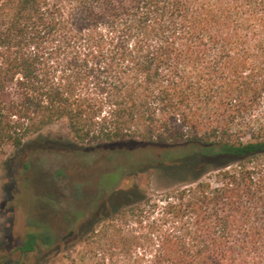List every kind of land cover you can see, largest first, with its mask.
I'll list each match as a JSON object with an SVG mask.
<instances>
[{
    "label": "trees",
    "instance_id": "trees-1",
    "mask_svg": "<svg viewBox=\"0 0 264 264\" xmlns=\"http://www.w3.org/2000/svg\"><path fill=\"white\" fill-rule=\"evenodd\" d=\"M125 141L190 149L105 174L90 217L41 216L2 261L264 264V0H0V155Z\"/></svg>",
    "mask_w": 264,
    "mask_h": 264
},
{
    "label": "rangeland",
    "instance_id": "rangeland-1",
    "mask_svg": "<svg viewBox=\"0 0 264 264\" xmlns=\"http://www.w3.org/2000/svg\"><path fill=\"white\" fill-rule=\"evenodd\" d=\"M38 136L30 139L34 140ZM39 137L68 142L71 133L64 121L46 127ZM186 144L170 147L137 146L125 141L109 149L67 150L41 148L27 151L15 165L16 150L8 148L0 155V264L17 242L34 229V220L44 216L58 237L68 232L66 216L81 215L84 220L98 207L107 192L102 184L105 174L123 173L165 161L189 150ZM138 182L148 191L164 189L176 182L162 175H142ZM19 201V202H18ZM43 212V213H42ZM70 228V227H69ZM69 251L48 258L42 264H72ZM35 256L24 264H35Z\"/></svg>",
    "mask_w": 264,
    "mask_h": 264
}]
</instances>
